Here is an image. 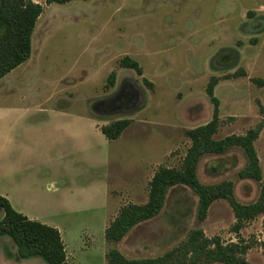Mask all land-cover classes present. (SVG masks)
Wrapping results in <instances>:
<instances>
[{"label": "rangeland", "instance_id": "rangeland-1", "mask_svg": "<svg viewBox=\"0 0 264 264\" xmlns=\"http://www.w3.org/2000/svg\"><path fill=\"white\" fill-rule=\"evenodd\" d=\"M33 2L44 11L32 36V55L17 69L29 86L19 87L20 80L10 84L9 75L0 90L12 89L14 97L2 94L0 103L59 105L101 126L132 120L116 141L97 129L90 135V150L47 158L54 174L44 182L45 190L64 192L55 196L56 205L36 209L50 217L44 224L63 228L68 252L80 264H105L111 248L128 260L155 259L202 230L207 238L246 246L247 261L264 264L263 215L235 233L232 208L218 200L207 219L198 221V198L185 186L171 189L163 211L121 242L105 239L106 227L123 206L148 201L149 182L159 167H181L191 145L186 131L212 120L214 106L206 92L212 77L219 80L214 92L222 122L216 140L244 135L262 122L264 88L253 80L264 79V0ZM126 56L140 64L142 76L121 67ZM112 73L115 85L106 87ZM255 147L261 182L238 176L247 165L241 148L204 156L199 181H230L238 202H256L264 185V129ZM8 155L0 158L2 168L21 170L28 161H40ZM109 193L113 199L105 200Z\"/></svg>", "mask_w": 264, "mask_h": 264}, {"label": "trees", "instance_id": "trees-1", "mask_svg": "<svg viewBox=\"0 0 264 264\" xmlns=\"http://www.w3.org/2000/svg\"><path fill=\"white\" fill-rule=\"evenodd\" d=\"M76 0H46L48 5L65 4ZM78 1V0H77ZM87 1V0H79ZM44 8L33 0H0V80L27 62L32 55V36ZM121 67L133 69L143 75L140 64L126 56ZM116 75L110 74L106 87L115 85ZM147 82V80H145ZM219 80L212 77L206 92L213 106V117L208 123L186 131L191 145L180 168L159 167L149 182L148 201L145 204H127L105 229L107 243L121 242L133 229L157 217L164 209L171 189L185 186L198 198L197 219L205 221L214 202L226 200L236 218L233 227L239 233L245 225L257 217L264 216V185L259 198L251 204H241L234 195L230 181L205 185L199 181L197 170L206 155H223L230 149L241 148L247 158V165L238 173L241 179L261 182L263 178L255 143L264 129V107L259 105L262 117L255 128L244 135H230L216 140L222 122L220 102L215 96ZM254 85L264 88V79H254ZM132 120L120 119L101 127L102 134L109 141L118 140L131 125ZM0 237L8 236L18 246L22 259L41 257L48 264H68L65 246L59 230L39 221L30 220L17 212L10 201L0 196ZM247 247L226 244L218 237L207 238L202 230H194L187 241L168 253L155 259L128 260L116 248L107 253V264H250L246 259Z\"/></svg>", "mask_w": 264, "mask_h": 264}, {"label": "crops", "instance_id": "crops-1", "mask_svg": "<svg viewBox=\"0 0 264 264\" xmlns=\"http://www.w3.org/2000/svg\"><path fill=\"white\" fill-rule=\"evenodd\" d=\"M17 69L0 81H5L10 75V78H8L10 84L20 80L19 87L21 85L25 88L28 87V78L24 74H18ZM4 89H7V87L2 88V90ZM38 93H40L39 88L36 94ZM2 94L8 98L14 97L12 89L9 91L0 90V96ZM0 116H2L0 118V158L4 154L9 153L10 155L13 152L16 155L18 153L22 159L40 158V161H36L35 164L28 161L27 167L21 170L2 168L0 165V179H8L9 182L6 185V182L3 184L0 180V196L6 197L17 212L25 215L30 220L44 224L46 222L45 218L50 217L47 215L42 216V214H39L40 210L36 208L50 204L56 205L55 196L64 192L62 188L58 187H55V191L52 193L45 190L44 182H48L47 179H50L52 177L51 172L53 173L48 166L47 158L56 156L58 159H62L67 153L90 150V135L91 133L94 134L97 129L100 130L102 126L95 119L69 113L67 107L63 108L59 105L47 107L44 102H11L7 104L3 102L0 103ZM6 116H12L13 118H5ZM80 141H83V143H80ZM78 171L81 172V168ZM45 173L47 175L44 177ZM1 174L4 175L3 178ZM78 190H80L79 186ZM106 199H113L110 193L106 195ZM3 217V211H0V221ZM58 221H61V219L55 220V222ZM48 226L59 230L65 246L67 263L80 264L77 257L70 251L68 252L63 228L60 225ZM0 264L48 263L41 257L22 259L18 254V246L14 241L8 236H3L0 237ZM105 264H107V261Z\"/></svg>", "mask_w": 264, "mask_h": 264}]
</instances>
